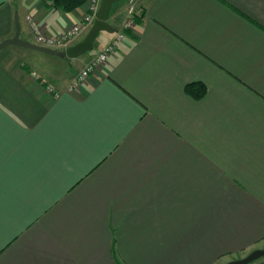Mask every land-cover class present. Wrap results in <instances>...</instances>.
Segmentation results:
<instances>
[{"label": "crops", "instance_id": "1", "mask_svg": "<svg viewBox=\"0 0 264 264\" xmlns=\"http://www.w3.org/2000/svg\"><path fill=\"white\" fill-rule=\"evenodd\" d=\"M87 2L0 0V42L16 17L24 40L31 21L62 34ZM128 7L79 57L0 50V264H228L264 247V0H135L117 51L70 90Z\"/></svg>", "mask_w": 264, "mask_h": 264}, {"label": "built area", "instance_id": "2", "mask_svg": "<svg viewBox=\"0 0 264 264\" xmlns=\"http://www.w3.org/2000/svg\"><path fill=\"white\" fill-rule=\"evenodd\" d=\"M101 0H88L87 11L82 17L81 21L75 24L62 34L56 36H49L41 32L39 26L31 21L32 31L35 37V43L41 46L53 48L55 50H64L71 44H74L80 36L91 26L96 17V13L100 7ZM128 18L124 23L123 31L118 33L115 39L109 43L89 64H87L78 74L69 89L74 90L78 88L87 78L93 74L100 66L104 65L110 56H112L118 49L119 44L125 37L124 31L133 28L135 25L136 7L135 0H129ZM30 19V18H29ZM33 76H37L33 73ZM51 91V89H50Z\"/></svg>", "mask_w": 264, "mask_h": 264}, {"label": "water", "instance_id": "3", "mask_svg": "<svg viewBox=\"0 0 264 264\" xmlns=\"http://www.w3.org/2000/svg\"><path fill=\"white\" fill-rule=\"evenodd\" d=\"M121 0H101L100 7L96 13V17L93 20L89 30L85 36L75 44H71L64 49V51L58 52L53 48L38 45L35 42L24 40L20 36L21 27L18 18L16 17V30L15 34L11 38H7L0 42V50L8 46L25 47L37 51H41L50 55L67 56L70 58H76L82 54L91 51L94 47V41L100 32H117V28L110 23V14L115 3ZM264 257V248L252 251L246 257L230 261L228 264H251L257 259Z\"/></svg>", "mask_w": 264, "mask_h": 264}, {"label": "trees", "instance_id": "4", "mask_svg": "<svg viewBox=\"0 0 264 264\" xmlns=\"http://www.w3.org/2000/svg\"><path fill=\"white\" fill-rule=\"evenodd\" d=\"M86 1L87 0H52V6L56 8H61L69 12V11H73L74 9L80 7ZM202 94L203 92L199 90L198 96H201ZM260 264H264V262Z\"/></svg>", "mask_w": 264, "mask_h": 264}, {"label": "rangeland", "instance_id": "5", "mask_svg": "<svg viewBox=\"0 0 264 264\" xmlns=\"http://www.w3.org/2000/svg\"><path fill=\"white\" fill-rule=\"evenodd\" d=\"M98 44V43H97ZM96 49V48H95ZM264 247H262L261 249H263ZM251 253V252H250ZM249 252L248 253H246V254H244V255H239L238 257H234V258H232L231 259V261H233V260H237V259H241V258H244V257H246L248 254H250ZM264 262V257H261V258H259V259H257L256 261H254V262H252V263H254V264H260V263H263ZM251 263V264H252Z\"/></svg>", "mask_w": 264, "mask_h": 264}]
</instances>
